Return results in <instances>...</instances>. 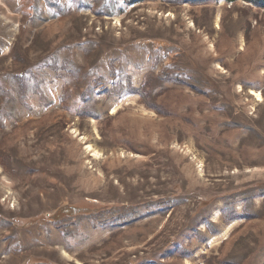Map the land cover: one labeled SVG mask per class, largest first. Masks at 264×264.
I'll list each match as a JSON object with an SVG mask.
<instances>
[{"label": "rangeland", "instance_id": "374dc122", "mask_svg": "<svg viewBox=\"0 0 264 264\" xmlns=\"http://www.w3.org/2000/svg\"><path fill=\"white\" fill-rule=\"evenodd\" d=\"M0 264H264V9L0 0Z\"/></svg>", "mask_w": 264, "mask_h": 264}, {"label": "trees", "instance_id": "16d2710c", "mask_svg": "<svg viewBox=\"0 0 264 264\" xmlns=\"http://www.w3.org/2000/svg\"><path fill=\"white\" fill-rule=\"evenodd\" d=\"M228 3H236L239 1L246 2L248 4H251L259 9H264V0H222Z\"/></svg>", "mask_w": 264, "mask_h": 264}, {"label": "bare ground", "instance_id": "6f19581e", "mask_svg": "<svg viewBox=\"0 0 264 264\" xmlns=\"http://www.w3.org/2000/svg\"><path fill=\"white\" fill-rule=\"evenodd\" d=\"M219 28V27H218ZM220 69V68H219ZM250 94L257 98L258 101H261L263 98L261 94L257 91L251 90Z\"/></svg>", "mask_w": 264, "mask_h": 264}]
</instances>
